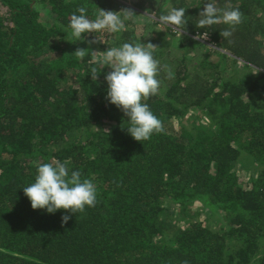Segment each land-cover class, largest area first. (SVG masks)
Instances as JSON below:
<instances>
[{"label":"trees","instance_id":"1","mask_svg":"<svg viewBox=\"0 0 264 264\" xmlns=\"http://www.w3.org/2000/svg\"><path fill=\"white\" fill-rule=\"evenodd\" d=\"M206 2L125 4L154 15V26L186 10L182 33L164 25L150 41L160 88L142 103L164 131L140 142L106 99L99 54L77 59L69 28L79 7L95 19L100 9L118 12L119 0H0V264H264V0H215L243 14L227 39L223 23L196 27ZM135 30L117 32L115 45L139 44ZM205 32L208 40L197 38ZM83 35L98 41L100 32ZM169 39L183 53L203 51L194 71L195 57L183 56L168 77ZM229 63L246 70L237 81L225 80ZM54 159L92 180L95 207L32 209L23 188ZM63 215L71 219L62 225Z\"/></svg>","mask_w":264,"mask_h":264},{"label":"clouds","instance_id":"2","mask_svg":"<svg viewBox=\"0 0 264 264\" xmlns=\"http://www.w3.org/2000/svg\"><path fill=\"white\" fill-rule=\"evenodd\" d=\"M185 8H172L167 14L160 15L158 20L161 24L173 27V31L181 33L185 28ZM79 15L73 13L70 17L69 28L77 41L83 40V34L97 32L117 33L125 30V20L131 18V10L120 12L100 9L95 19H89L86 15V7L77 9ZM199 20L196 27L206 28L216 24H225L229 28L220 32L222 38L232 36L235 26L242 23L243 14L238 8L226 5L218 8L215 0L204 3L199 12ZM208 33L202 34L207 38ZM201 38V34H197ZM99 41H89L90 44ZM229 42H231L229 40ZM155 45L124 43L119 47L107 49L98 61L104 67L111 69L106 75L107 95L106 99L117 108L121 109L128 118V133L136 141L150 139L153 133H162L164 127L150 110L149 106L142 101L158 94L160 81L157 79L160 71L159 62L154 59L152 51ZM88 49L78 48L74 54L77 59H83ZM166 67V66H165ZM96 67L91 68L93 81L98 79ZM171 72L168 77L171 78ZM67 161L52 160L42 163L37 167L35 182L23 188L24 195L30 200L32 209H46L48 213L65 210L73 214L83 213L85 207H95L97 203L96 185L90 179H81L79 171L69 174ZM71 217L63 215L62 225L66 224ZM184 264H188L187 261Z\"/></svg>","mask_w":264,"mask_h":264},{"label":"rangeland","instance_id":"3","mask_svg":"<svg viewBox=\"0 0 264 264\" xmlns=\"http://www.w3.org/2000/svg\"><path fill=\"white\" fill-rule=\"evenodd\" d=\"M136 0H130V1H126V0H119V6L117 7L118 12H120V15L123 17V10L125 9L124 7L126 6L125 4H127V6L131 7V3H133ZM167 7H171L170 4L167 5ZM41 10V19L47 23V25H51L52 23V19L49 17L50 15V11L47 8H42ZM133 12V10H132ZM138 12V11H137ZM146 15V16H145ZM155 16L146 13L145 11H142L141 13H134L131 16V18L126 19L125 25L128 27H131V29H133L135 27V35L140 39L139 40V44H148L150 43V41L154 40L157 38V36L159 35V31H162V34L165 35L166 29L164 27V25H152L153 21H155ZM131 21V23H135V26L132 25H128V23ZM117 33H105V32H100V35L96 38L98 39L99 43L97 44H90L89 41L87 39H83V40H79L77 41L76 39H74L73 41V47L77 50L78 48H83V49H88L87 51H90L89 49L94 50L96 53L99 54L100 58L102 57L103 53L112 47H117L115 45L116 43V39H117ZM167 38V37H166ZM203 39V38H202ZM160 40V39H159ZM170 42L172 43V46L170 48H168L167 50L165 49L164 51L166 52L164 55V60H165V64H166V71H170L172 73H174L175 71V65L176 63H179L182 59L183 56H191V57H195L193 62H187V64L191 67V70L194 71L198 65H199V61L203 56V51H196L195 52H191V53H187L184 52L180 49H178L177 47H174L173 44V40L169 39ZM201 40V39H200ZM101 45H106L107 47H105L104 49L101 47ZM212 47H214L213 45H211ZM162 51V49H161ZM159 57V55H157ZM210 60L213 62H217L219 61V57L218 55H216L215 53H213L210 56ZM160 63V62H159ZM243 64H240V66ZM107 67V66H106ZM242 67V66H241ZM108 71H110L111 69L109 67H107ZM245 68H236L233 67L231 63H229L227 65V69L225 71V80H231V81H237L239 79V77L241 75H243L246 70H244ZM197 120H201V119H197ZM236 171H238V173L245 175V170L239 166L236 168ZM202 208V207H201ZM206 213H203V210L201 209L200 214L198 215V218L200 220H205L206 219ZM219 220L216 218L211 219L210 224L212 227H217L219 226Z\"/></svg>","mask_w":264,"mask_h":264},{"label":"built area","instance_id":"4","mask_svg":"<svg viewBox=\"0 0 264 264\" xmlns=\"http://www.w3.org/2000/svg\"><path fill=\"white\" fill-rule=\"evenodd\" d=\"M173 28V27H172ZM178 34H180L179 32H177ZM181 33H182V30H181ZM199 39H201L202 40V36H201V38H199ZM204 39V41L205 40H208V38H203Z\"/></svg>","mask_w":264,"mask_h":264}]
</instances>
